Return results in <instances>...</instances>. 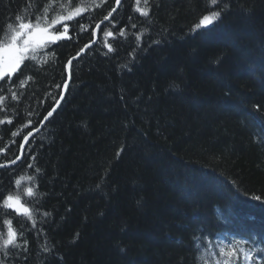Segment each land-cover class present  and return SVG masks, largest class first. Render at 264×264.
Segmentation results:
<instances>
[{
  "label": "trees",
  "instance_id": "trees-1",
  "mask_svg": "<svg viewBox=\"0 0 264 264\" xmlns=\"http://www.w3.org/2000/svg\"><path fill=\"white\" fill-rule=\"evenodd\" d=\"M115 2L0 0V44L68 30L0 77V166ZM237 242L264 249V0H121L0 170V264H246Z\"/></svg>",
  "mask_w": 264,
  "mask_h": 264
},
{
  "label": "snow or ice",
  "instance_id": "snow-or-ice-1",
  "mask_svg": "<svg viewBox=\"0 0 264 264\" xmlns=\"http://www.w3.org/2000/svg\"><path fill=\"white\" fill-rule=\"evenodd\" d=\"M145 2H147V0H145ZM212 2L215 4L216 0H212ZM117 3H119V0H117ZM142 14L147 15L146 12ZM218 17H219V12H213L211 17L204 16L196 27L199 29L202 25L205 26L211 25L213 24L214 20ZM8 26L12 27L11 24H9ZM19 28L21 29V31L13 34L10 43L0 44V75H7V73L9 72H15L16 69L20 66L22 59L24 58V53L28 52L30 50V47L34 43L37 46L43 43V40H39V41L34 40V34L28 31L31 28L30 23H20ZM56 31L59 32V29H57ZM41 32H46V29L37 28L36 33L38 34ZM22 37L25 38L22 40V46H20L17 42L20 41ZM59 38H60L59 36L49 37V39L53 41ZM31 50L35 51V48H32ZM49 50L54 51V49H49ZM49 115H51V113H49ZM17 183H19V181H17ZM28 195L29 196L32 195L31 189H29ZM256 199H259V197H256ZM5 204L9 208L15 207L17 212L20 211H23L25 213L28 212L27 208H23V209L21 208L19 197L14 198L13 196L9 195L7 197V200L5 201ZM8 223H9L8 238L4 240V245L6 247L8 245L13 244V241L16 236V233L11 228V222ZM257 252H264V249L261 248L245 249L242 245L239 244V242L231 245L230 247L224 246L221 247L220 249L221 255L227 254L228 256L232 257V256H236L237 253L242 254L246 261V264H252V261L255 259ZM224 264H230V261H225Z\"/></svg>",
  "mask_w": 264,
  "mask_h": 264
},
{
  "label": "water",
  "instance_id": "water-1",
  "mask_svg": "<svg viewBox=\"0 0 264 264\" xmlns=\"http://www.w3.org/2000/svg\"><path fill=\"white\" fill-rule=\"evenodd\" d=\"M120 3H121V0H119V3H117V0H116V2H115V5H114V8H113V10L111 11V13L105 18V20H103L102 22H100L98 25H97V28H96V30H95V33H93V37H94V39H93V42L91 43V44H88V45H86L83 49H82V51H80L74 58H72L69 62H68V64H67V66H66V77H67V79H66V82H65V84H64V86H63V88H62V92H61V97L59 98V100H58V102L55 104V106L49 111V113H51V115H49V113L45 116V118L42 120V122H41V124L39 125V127L36 129V130H34V131H32L30 134H28L26 137H25V139H24V141L22 142V145H21V147H20V152H19V156H18V158L13 162V163H10V164H6V165H1L0 166V170H2V169H4V168H9V167H12V166H14L15 164H17L20 160H21V158H22V155H23V153H24V150H25V148H26V146L28 145V143H29V141L31 140V139H33L38 133H39V131L42 129V127L45 125V123L52 117V115L56 112V110L59 108V106H60V104H61V102H62V100H63V98H64V95H65V93H66V91H67V88H68V80H69V76H70V66H71V63L73 62V61H75V60H77L87 49H89L90 47H92L93 45H94V43H95V41H96V38H97V30L102 26V25H104L106 22H108L110 19H111V17H112V15L118 10V8H119V6H120Z\"/></svg>",
  "mask_w": 264,
  "mask_h": 264
},
{
  "label": "rangeland",
  "instance_id": "rangeland-1",
  "mask_svg": "<svg viewBox=\"0 0 264 264\" xmlns=\"http://www.w3.org/2000/svg\"><path fill=\"white\" fill-rule=\"evenodd\" d=\"M36 30H37L36 28H35V29L33 28L32 30H28V31H29V32H32V33L34 34V40H36V41L43 40V43L39 44V46H37V45L34 43V44L30 47V50H29L28 52L24 53V58L26 57V55H27L29 52L33 51V50H31L32 48H35V50H36V49H38L39 47H41L42 44H44V43H46V42H49V41H53V40L49 39V37H52V36H59V37H60L59 39L54 40V41L64 40V39H67V38H68V32H67V29H66V28H65L64 32H62L61 34H58V35H51V34H49V33H47V32H41V33H38V34H37V33H36ZM26 35H27V33H26ZM24 38H25V37H22L21 40L17 42L20 46H22V40H23ZM24 58H23V59H24ZM23 59H22V60H23ZM21 63H22V61H21ZM21 63H20V64H21ZM13 73H14V72H9V73H7V75L11 76ZM1 76H4V75H0V77H1ZM6 200H7V199H6ZM6 200H5V201H6ZM5 206H6V204H5ZM20 206H21L22 209L25 208L21 203H20ZM7 208H9V207H7ZM9 209L13 210L15 213H17L18 215H21V216H27V215L29 214V211H28L27 213H25V212H23V211L17 212L16 209H15V207H12V208H9Z\"/></svg>",
  "mask_w": 264,
  "mask_h": 264
},
{
  "label": "bare ground",
  "instance_id": "bare-ground-1",
  "mask_svg": "<svg viewBox=\"0 0 264 264\" xmlns=\"http://www.w3.org/2000/svg\"><path fill=\"white\" fill-rule=\"evenodd\" d=\"M215 21V20H214ZM214 22H213V24H211V25H202L200 28H199V30H201L202 28H209V29H211V28H213L214 26ZM35 29L36 27H32V28H30L29 30H32V29ZM96 28H97V26L94 28V30H93V33H95V30H96ZM37 29V28H36ZM67 29V28H66ZM99 30H100V28L97 30V35H98V32H99ZM68 31V30H67ZM64 32V31H63ZM68 82H69V80H68ZM18 197V196H17ZM248 239V238H247Z\"/></svg>",
  "mask_w": 264,
  "mask_h": 264
}]
</instances>
